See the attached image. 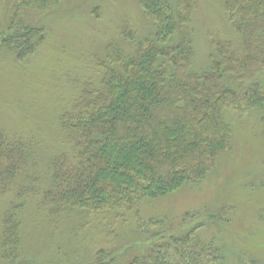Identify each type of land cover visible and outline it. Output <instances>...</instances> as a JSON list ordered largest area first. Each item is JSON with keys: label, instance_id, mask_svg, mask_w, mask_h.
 Returning <instances> with one entry per match:
<instances>
[{"label": "trees", "instance_id": "16d2710c", "mask_svg": "<svg viewBox=\"0 0 264 264\" xmlns=\"http://www.w3.org/2000/svg\"><path fill=\"white\" fill-rule=\"evenodd\" d=\"M220 1L239 41L218 31L206 34L208 65L199 72L192 69L190 28L196 0H136L150 31L139 37L135 27L124 25L119 40L105 45L97 64L99 82L81 85L59 113L65 148L51 153L45 186L25 173L36 143L0 129V198H8L1 213V259L21 264L20 229L29 195L48 223L71 212L136 217L144 200L197 185L214 169L233 139L224 112L264 109L257 83L264 71V0ZM58 3L16 0L0 31V53L26 62L45 36L44 26L30 23L26 11L40 13ZM195 216L185 214L182 220ZM220 218L213 221L220 224ZM148 222H154L145 229L151 238L142 236L136 246L130 242L124 255L129 243L116 246L110 230L87 262L77 264H219L223 258L213 241L199 238L204 222L169 237L167 228Z\"/></svg>", "mask_w": 264, "mask_h": 264}, {"label": "rangeland", "instance_id": "374dc122", "mask_svg": "<svg viewBox=\"0 0 264 264\" xmlns=\"http://www.w3.org/2000/svg\"><path fill=\"white\" fill-rule=\"evenodd\" d=\"M15 2L0 0V31L9 22V10ZM196 4L190 22L195 51L192 69L200 72L208 65L206 34L218 31L235 43L239 37L226 21L220 0H196ZM26 13L30 23L44 26L45 36L24 63L17 62L11 54L0 53V129L32 138L36 143V155L25 173L40 177L43 183L37 185L42 187L49 179L51 153L65 148L57 123L59 113L78 94L81 85L89 80L99 82L101 69L97 64L105 56V45L119 40L120 28L130 25L143 37L149 33L150 25L136 0H59L58 5L44 12ZM120 44L125 51L131 46L127 41ZM257 83L264 92V71L258 75ZM224 118L233 129V139L208 176L197 185L144 200L136 217H79L71 212L48 223L36 211L32 196L25 197L28 201L20 229V263H86L110 230L109 237L116 246L129 243L120 253L124 255L130 242L135 245L142 236L151 238L145 229L153 228L154 222L148 221L155 220L158 227L168 229V237L204 222L198 236L219 247L223 254L219 264H264V109L243 115L226 111ZM4 197L0 198V222L8 201ZM185 214L197 216L183 222ZM220 214V224H216L213 218ZM140 218L148 223L138 225ZM153 233H159L157 228ZM0 264L9 261L0 257Z\"/></svg>", "mask_w": 264, "mask_h": 264}]
</instances>
